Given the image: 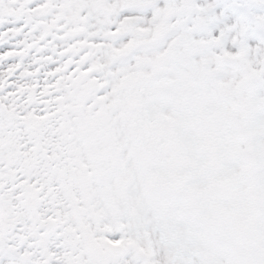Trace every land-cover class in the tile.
Masks as SVG:
<instances>
[{"label":"snow or ice","instance_id":"6c2138e0","mask_svg":"<svg viewBox=\"0 0 264 264\" xmlns=\"http://www.w3.org/2000/svg\"><path fill=\"white\" fill-rule=\"evenodd\" d=\"M0 264H264V0H0Z\"/></svg>","mask_w":264,"mask_h":264}]
</instances>
